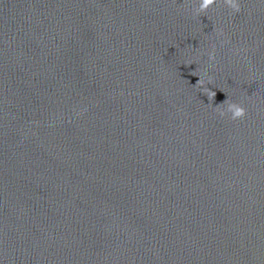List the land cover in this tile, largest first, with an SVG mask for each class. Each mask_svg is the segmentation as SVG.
Returning a JSON list of instances; mask_svg holds the SVG:
<instances>
[{"label":"water","instance_id":"1","mask_svg":"<svg viewBox=\"0 0 264 264\" xmlns=\"http://www.w3.org/2000/svg\"><path fill=\"white\" fill-rule=\"evenodd\" d=\"M198 2L0 0V264H264V0Z\"/></svg>","mask_w":264,"mask_h":264},{"label":"clouds","instance_id":"2","mask_svg":"<svg viewBox=\"0 0 264 264\" xmlns=\"http://www.w3.org/2000/svg\"><path fill=\"white\" fill-rule=\"evenodd\" d=\"M219 3H222L224 6L230 8L235 13H238L241 10L239 0H222V2L221 0H199V2L192 8V12L194 16L199 17L201 14L206 13L210 8H212L214 5H218ZM218 34L222 35V30H218ZM208 55L210 60L215 58L214 51L209 53ZM191 75L198 76L197 70L193 71ZM198 77L199 79L195 86L200 87L202 89V92L208 97L209 104L211 105V102L216 96V92L212 91L205 85L206 83H212V77L209 76L207 82L203 77ZM215 110L219 113L221 117L230 114L229 118L231 120H242L247 114V110L243 106V104L231 101L229 99H226L224 102L216 105Z\"/></svg>","mask_w":264,"mask_h":264}]
</instances>
